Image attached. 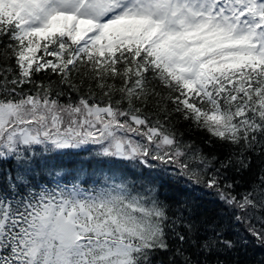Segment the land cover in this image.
Here are the masks:
<instances>
[{
  "label": "snow or ice",
  "instance_id": "6c2138e0",
  "mask_svg": "<svg viewBox=\"0 0 264 264\" xmlns=\"http://www.w3.org/2000/svg\"><path fill=\"white\" fill-rule=\"evenodd\" d=\"M0 264H264V0H0Z\"/></svg>",
  "mask_w": 264,
  "mask_h": 264
}]
</instances>
